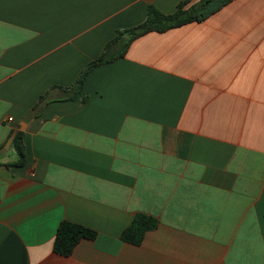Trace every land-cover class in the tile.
Masks as SVG:
<instances>
[{
	"label": "crops",
	"instance_id": "obj_1",
	"mask_svg": "<svg viewBox=\"0 0 264 264\" xmlns=\"http://www.w3.org/2000/svg\"><path fill=\"white\" fill-rule=\"evenodd\" d=\"M186 1L0 0V150L34 113L24 166L0 157V264H264V0L145 34L36 110ZM139 214L158 227L123 241ZM63 221L97 236L61 256Z\"/></svg>",
	"mask_w": 264,
	"mask_h": 264
},
{
	"label": "trees",
	"instance_id": "obj_2",
	"mask_svg": "<svg viewBox=\"0 0 264 264\" xmlns=\"http://www.w3.org/2000/svg\"><path fill=\"white\" fill-rule=\"evenodd\" d=\"M232 1L233 0H200L191 5L190 1H186L181 3L176 12L170 15L162 13L153 6L149 7L146 20L134 28L118 32L117 37L107 45L104 54L82 72L73 87L64 88L54 86L50 92L41 97L40 102L36 106V110L42 111L46 100H54L52 98V93L54 91L58 90L63 93L70 92L74 93L75 96L78 95L82 91L84 82L92 70L102 64L110 63L116 58L122 57L131 43L137 38L150 32L163 33L186 24L204 22ZM115 48L121 50L118 55L112 53ZM69 97L70 96L67 94L59 100H67ZM12 147L18 155V159L7 166H24L26 163V148L23 131H19L14 137ZM157 227L158 221L155 218L139 214L135 217L132 224L122 233L121 238L125 242L139 245L143 241L146 233L155 230ZM96 236L97 233L91 229L69 221H63L55 237L54 251L61 256L68 257L73 253L81 240H94Z\"/></svg>",
	"mask_w": 264,
	"mask_h": 264
},
{
	"label": "water",
	"instance_id": "obj_3",
	"mask_svg": "<svg viewBox=\"0 0 264 264\" xmlns=\"http://www.w3.org/2000/svg\"><path fill=\"white\" fill-rule=\"evenodd\" d=\"M33 116H34V113H31L28 117H26V118L20 123V125H19V126L16 128V130L14 131V133H13L11 139L9 140V142L7 143V145H6L3 149L0 150V157H3V156L5 155L7 149H8V148L10 147V145L12 144L14 137L17 135V133H18L19 131H24V130H25L27 124L32 120Z\"/></svg>",
	"mask_w": 264,
	"mask_h": 264
}]
</instances>
